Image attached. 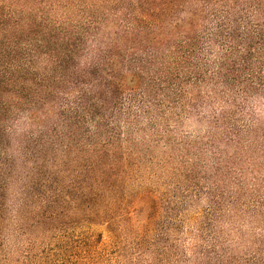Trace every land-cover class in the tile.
Listing matches in <instances>:
<instances>
[{"label":"trees","instance_id":"16d2710c","mask_svg":"<svg viewBox=\"0 0 264 264\" xmlns=\"http://www.w3.org/2000/svg\"><path fill=\"white\" fill-rule=\"evenodd\" d=\"M132 193L158 255L264 264V0H0V246L59 218L113 232Z\"/></svg>","mask_w":264,"mask_h":264},{"label":"rangeland","instance_id":"374dc122","mask_svg":"<svg viewBox=\"0 0 264 264\" xmlns=\"http://www.w3.org/2000/svg\"><path fill=\"white\" fill-rule=\"evenodd\" d=\"M198 127L196 121L190 120L180 132L186 133L185 130H187L191 134L190 137L194 139L198 135ZM211 155L204 154L201 159L212 164ZM199 158L197 157L196 160ZM171 176L169 172L147 171L143 177L140 175V182L165 195L167 189L175 186ZM129 198L132 201L128 206L129 218L126 220L118 218L119 226L117 230L114 228L113 232L107 229L106 224H93L91 227L86 222L60 218L57 222L48 223L43 228L31 229L28 225L19 232L13 231L9 225L5 230V241L0 246V264H201L193 250H189L186 246L184 247L186 254L179 250L171 255L160 256L156 251L161 244L151 245L147 239L136 237L133 234L135 227L147 222L149 205L146 201L133 197V193ZM204 205L200 203L201 207ZM198 208L193 206L185 209L184 224L179 231H173V233H179L181 239H186V245L190 238L186 232L187 229H192L191 226L194 223L191 222V217L196 214ZM167 216L168 213L164 212L163 218L158 220H161L160 226L158 223L155 225L148 239H153L161 230V225L166 222ZM242 229L244 232H251L253 224L247 221ZM225 230L232 243L240 240V231L228 224L225 225ZM249 234L246 240L249 239ZM180 249L183 248L180 247Z\"/></svg>","mask_w":264,"mask_h":264}]
</instances>
